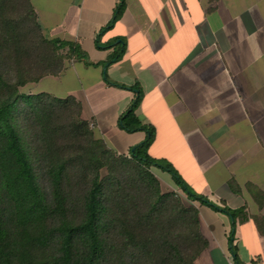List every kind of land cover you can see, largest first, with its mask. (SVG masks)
Returning <instances> with one entry per match:
<instances>
[{
	"label": "crops",
	"instance_id": "obj_1",
	"mask_svg": "<svg viewBox=\"0 0 264 264\" xmlns=\"http://www.w3.org/2000/svg\"><path fill=\"white\" fill-rule=\"evenodd\" d=\"M31 1L44 35L85 57L30 91L75 97L95 136L129 153L148 134L119 123L139 89L149 154L235 212L193 202L208 241L195 263L264 264V0H126L109 27L120 0Z\"/></svg>",
	"mask_w": 264,
	"mask_h": 264
},
{
	"label": "trees",
	"instance_id": "obj_2",
	"mask_svg": "<svg viewBox=\"0 0 264 264\" xmlns=\"http://www.w3.org/2000/svg\"><path fill=\"white\" fill-rule=\"evenodd\" d=\"M125 8L120 0L107 27ZM74 57L85 53L46 37L31 0H0V264H196L208 246L199 210L163 191L151 168L190 200L235 212L149 154L155 129L135 112L139 89L119 123L148 134L129 153L95 136L75 97L20 90Z\"/></svg>",
	"mask_w": 264,
	"mask_h": 264
},
{
	"label": "rangeland",
	"instance_id": "obj_3",
	"mask_svg": "<svg viewBox=\"0 0 264 264\" xmlns=\"http://www.w3.org/2000/svg\"><path fill=\"white\" fill-rule=\"evenodd\" d=\"M32 82L26 84L25 86L20 87L21 91L24 92H31L30 88L32 87ZM32 89V88H31ZM32 93V92H31ZM151 171L154 173V175L160 180L161 183V189L163 191H170L174 192L176 195H178L183 202H185L188 205H192L194 201L190 200L187 195L183 192L180 186L176 184L174 180H171L170 178L167 177L164 172L159 170L158 168L152 167ZM167 173V172H166ZM169 174V173H167ZM170 175V174H169Z\"/></svg>",
	"mask_w": 264,
	"mask_h": 264
},
{
	"label": "built area",
	"instance_id": "obj_4",
	"mask_svg": "<svg viewBox=\"0 0 264 264\" xmlns=\"http://www.w3.org/2000/svg\"><path fill=\"white\" fill-rule=\"evenodd\" d=\"M90 126L93 128L94 127V123L93 122H90Z\"/></svg>",
	"mask_w": 264,
	"mask_h": 264
}]
</instances>
